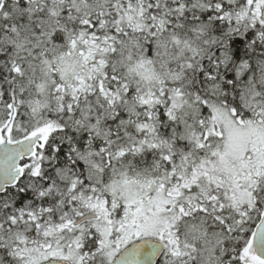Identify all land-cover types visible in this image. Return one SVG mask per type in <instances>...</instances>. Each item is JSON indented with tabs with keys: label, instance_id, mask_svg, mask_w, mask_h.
I'll use <instances>...</instances> for the list:
<instances>
[{
	"label": "snow or ice",
	"instance_id": "snow-or-ice-1",
	"mask_svg": "<svg viewBox=\"0 0 264 264\" xmlns=\"http://www.w3.org/2000/svg\"><path fill=\"white\" fill-rule=\"evenodd\" d=\"M0 264H264V0H0Z\"/></svg>",
	"mask_w": 264,
	"mask_h": 264
}]
</instances>
